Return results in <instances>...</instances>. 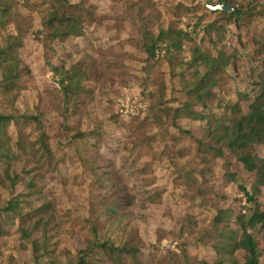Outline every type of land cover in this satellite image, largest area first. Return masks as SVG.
Instances as JSON below:
<instances>
[{"label": "trees", "instance_id": "trees-1", "mask_svg": "<svg viewBox=\"0 0 264 264\" xmlns=\"http://www.w3.org/2000/svg\"><path fill=\"white\" fill-rule=\"evenodd\" d=\"M211 1L0 0V264H264V0Z\"/></svg>", "mask_w": 264, "mask_h": 264}, {"label": "rangeland", "instance_id": "rangeland-1", "mask_svg": "<svg viewBox=\"0 0 264 264\" xmlns=\"http://www.w3.org/2000/svg\"><path fill=\"white\" fill-rule=\"evenodd\" d=\"M212 3L215 1L212 0ZM180 27L182 29H186L185 21H181ZM257 27L261 28L262 26ZM257 28V30H258ZM259 28V29H260ZM231 29L227 30L225 33V38H231ZM161 70L166 69L163 67ZM45 78L54 86H57L56 78L53 76L51 72H47L45 74ZM167 79V78H166ZM226 89H233V83L229 82L225 86ZM115 101L116 104L114 106V109L118 111L119 117L122 118H128L134 114H136L140 109L144 107L143 102L138 97V91L135 87L130 88H121L117 95H115ZM106 108L105 106H100V109ZM113 138H115L117 135L116 133H112ZM160 175V174H159ZM245 179V177H243ZM163 181V180H162ZM225 192L227 194V197L230 201V204L236 205L238 207L244 205V197L242 196V193L238 190V186L234 183H230L226 189ZM0 197L2 200H6L8 198L7 193L0 189ZM85 194L80 196V199L84 198ZM129 226L134 229V232L137 236L143 238L144 240L156 243L159 246H170L173 245V243L166 238L162 236V234L158 231V227H166L167 224L159 217L158 211H152V210H143L137 215L136 217L131 216L129 219ZM8 247L13 248L16 245V240L14 237L8 238ZM81 241L79 239L76 240V246H81ZM13 255L17 258H19L22 262L28 263L30 260V252L29 251H13Z\"/></svg>", "mask_w": 264, "mask_h": 264}, {"label": "water", "instance_id": "water-1", "mask_svg": "<svg viewBox=\"0 0 264 264\" xmlns=\"http://www.w3.org/2000/svg\"><path fill=\"white\" fill-rule=\"evenodd\" d=\"M210 9L211 10H228V9H231V7L220 4V5H215V6L210 7Z\"/></svg>", "mask_w": 264, "mask_h": 264}]
</instances>
